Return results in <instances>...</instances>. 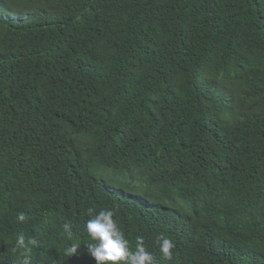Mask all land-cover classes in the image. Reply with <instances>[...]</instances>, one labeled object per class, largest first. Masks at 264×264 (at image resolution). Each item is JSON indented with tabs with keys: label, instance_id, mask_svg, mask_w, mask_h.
<instances>
[{
	"label": "trees",
	"instance_id": "trees-1",
	"mask_svg": "<svg viewBox=\"0 0 264 264\" xmlns=\"http://www.w3.org/2000/svg\"><path fill=\"white\" fill-rule=\"evenodd\" d=\"M103 210L155 264H264V0H0V264H96Z\"/></svg>",
	"mask_w": 264,
	"mask_h": 264
},
{
	"label": "clouds",
	"instance_id": "clouds-1",
	"mask_svg": "<svg viewBox=\"0 0 264 264\" xmlns=\"http://www.w3.org/2000/svg\"><path fill=\"white\" fill-rule=\"evenodd\" d=\"M26 219L24 213L17 217L18 221L23 222ZM64 231L69 235L72 234L71 225L65 223ZM85 230L93 243L85 244L88 254L94 258L96 264H155V257L146 250L144 240L138 237L135 243V250L129 247V241L117 227L113 219L111 210H103L88 219L85 224ZM28 243L35 244L34 240ZM159 250L166 260L173 258L172 249L175 245L169 238L161 235L157 239ZM16 246L27 251L25 236L23 233L17 234ZM80 243H73L67 248V253L72 256L78 253ZM25 264H29L25 260Z\"/></svg>",
	"mask_w": 264,
	"mask_h": 264
},
{
	"label": "rangeland",
	"instance_id": "rangeland-1",
	"mask_svg": "<svg viewBox=\"0 0 264 264\" xmlns=\"http://www.w3.org/2000/svg\"><path fill=\"white\" fill-rule=\"evenodd\" d=\"M111 175H113V173H111Z\"/></svg>",
	"mask_w": 264,
	"mask_h": 264
}]
</instances>
